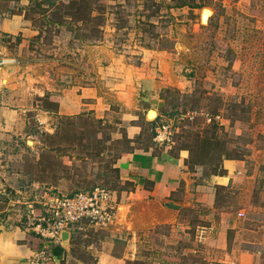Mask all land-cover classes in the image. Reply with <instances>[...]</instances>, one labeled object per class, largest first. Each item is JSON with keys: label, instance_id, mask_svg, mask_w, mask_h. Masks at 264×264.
<instances>
[{"label": "rangeland", "instance_id": "rangeland-1", "mask_svg": "<svg viewBox=\"0 0 264 264\" xmlns=\"http://www.w3.org/2000/svg\"><path fill=\"white\" fill-rule=\"evenodd\" d=\"M79 1L0 0V22L20 17L30 29L0 32V58L11 60L20 83L19 90L6 83L20 94L5 93L6 101L36 110L0 140V220L41 232L56 218L49 206L57 200L104 188L111 204L102 212L111 220L67 227L80 258L204 264L195 210H182L175 228L123 224L119 198L128 186L114 166L130 150L127 125L140 129L139 146L158 136L163 150L186 149L211 172L224 157L264 150V0ZM193 3L203 7L192 10ZM46 88L57 95L40 98ZM83 88L95 91L84 96L83 111L40 123L39 109Z\"/></svg>", "mask_w": 264, "mask_h": 264}, {"label": "crops", "instance_id": "crops-1", "mask_svg": "<svg viewBox=\"0 0 264 264\" xmlns=\"http://www.w3.org/2000/svg\"><path fill=\"white\" fill-rule=\"evenodd\" d=\"M21 20L14 16L2 19L0 32L16 35L30 30ZM10 62L0 58V140L8 132L26 126L25 111H36L33 106L27 110L10 107L11 101H6L5 93H11V99L20 96L6 85L13 80L9 88L20 87L17 75L9 73ZM76 90L58 95L56 108L39 109L41 114L36 116L43 119L40 123L54 115L72 116L83 111L82 106L87 105L82 102L84 96L90 93L95 96V91L83 88L79 95ZM54 95L57 94L52 89L46 88L40 98ZM126 132L130 150L114 166L118 179L128 186L120 191L119 198L124 208L119 216H123L121 220L126 218L123 224L136 228L174 224L175 228L182 210H195L198 218L195 232L203 244L204 264H264V150L244 159L224 157L211 172L192 162L186 149L171 155L161 148L158 136L154 145L141 147L136 141L140 129L127 125ZM190 223L191 220L187 222ZM61 234L59 240H52L38 229L9 226L0 220V264H102L86 262L75 253L74 231L66 242H62Z\"/></svg>", "mask_w": 264, "mask_h": 264}, {"label": "built area", "instance_id": "built-area-1", "mask_svg": "<svg viewBox=\"0 0 264 264\" xmlns=\"http://www.w3.org/2000/svg\"><path fill=\"white\" fill-rule=\"evenodd\" d=\"M55 203L57 204L49 208L50 211H55L56 218L46 219L47 227L41 231L52 240H59L60 234L66 231L70 224L81 219H91L103 224L105 220H111V212L109 214L102 212L108 210L111 204V195L104 188H96L90 194L79 193L73 198H61Z\"/></svg>", "mask_w": 264, "mask_h": 264}, {"label": "trees", "instance_id": "trees-1", "mask_svg": "<svg viewBox=\"0 0 264 264\" xmlns=\"http://www.w3.org/2000/svg\"><path fill=\"white\" fill-rule=\"evenodd\" d=\"M79 2H82V3H83L84 0H80ZM67 5H68V6L71 5L72 8H73L74 6L77 5V2H70V3L67 4ZM181 6H186V5H185L184 3H182ZM202 7H203L202 4H194V3L191 4V6H189V8L192 9V10H193V9H197V8L199 9V8H202ZM154 122H155V121L150 122V125H151V126H154ZM155 136H156V134H155V132H153V130H152L151 137H155Z\"/></svg>", "mask_w": 264, "mask_h": 264}, {"label": "water", "instance_id": "water-1", "mask_svg": "<svg viewBox=\"0 0 264 264\" xmlns=\"http://www.w3.org/2000/svg\"><path fill=\"white\" fill-rule=\"evenodd\" d=\"M68 238H69V232L68 231L62 232V234H61L62 242H66L68 240Z\"/></svg>", "mask_w": 264, "mask_h": 264}, {"label": "bare ground", "instance_id": "bare-ground-1", "mask_svg": "<svg viewBox=\"0 0 264 264\" xmlns=\"http://www.w3.org/2000/svg\"><path fill=\"white\" fill-rule=\"evenodd\" d=\"M148 116H149V118L151 119V118H154L155 116H156V112L155 111H150L149 113H148Z\"/></svg>", "mask_w": 264, "mask_h": 264}]
</instances>
